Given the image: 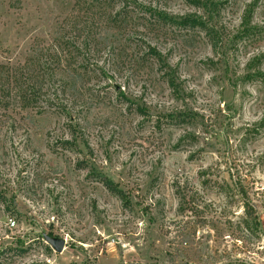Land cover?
Instances as JSON below:
<instances>
[{"label": "rangeland", "instance_id": "obj_1", "mask_svg": "<svg viewBox=\"0 0 264 264\" xmlns=\"http://www.w3.org/2000/svg\"><path fill=\"white\" fill-rule=\"evenodd\" d=\"M138 1L206 25L136 27L175 92L147 65L128 88L143 115L112 100L80 132L56 114L0 128V264H264V0ZM71 5L0 0V59L21 62Z\"/></svg>", "mask_w": 264, "mask_h": 264}, {"label": "trees", "instance_id": "obj_2", "mask_svg": "<svg viewBox=\"0 0 264 264\" xmlns=\"http://www.w3.org/2000/svg\"><path fill=\"white\" fill-rule=\"evenodd\" d=\"M184 1L201 5V0ZM159 25L206 28L192 18L175 22L138 0H72L48 41L32 43L21 62L0 59V128L19 127L31 113L60 115L68 128L79 131L92 111L110 108L112 100L125 104L127 113L145 114L144 105H138L141 97L128 89L142 69L153 66L169 90L177 88L163 55L136 30L150 33ZM249 30L258 32L253 27L241 33ZM102 185L119 194L110 182Z\"/></svg>", "mask_w": 264, "mask_h": 264}, {"label": "water", "instance_id": "obj_3", "mask_svg": "<svg viewBox=\"0 0 264 264\" xmlns=\"http://www.w3.org/2000/svg\"><path fill=\"white\" fill-rule=\"evenodd\" d=\"M46 244L56 253H60L64 247V242L57 238H52L48 236L43 237Z\"/></svg>", "mask_w": 264, "mask_h": 264}]
</instances>
